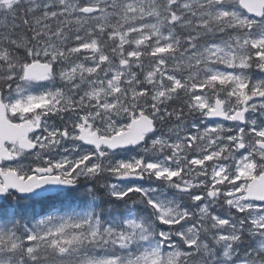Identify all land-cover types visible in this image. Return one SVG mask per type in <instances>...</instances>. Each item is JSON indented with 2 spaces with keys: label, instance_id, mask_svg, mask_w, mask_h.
<instances>
[{
  "label": "snow or ice",
  "instance_id": "snow-or-ice-1",
  "mask_svg": "<svg viewBox=\"0 0 264 264\" xmlns=\"http://www.w3.org/2000/svg\"><path fill=\"white\" fill-rule=\"evenodd\" d=\"M0 264H264V0H0Z\"/></svg>",
  "mask_w": 264,
  "mask_h": 264
},
{
  "label": "rangeland",
  "instance_id": "rangeland-1",
  "mask_svg": "<svg viewBox=\"0 0 264 264\" xmlns=\"http://www.w3.org/2000/svg\"><path fill=\"white\" fill-rule=\"evenodd\" d=\"M252 74H253V76L256 77V78H260V76H261V74H260L258 71H255V70H253V73H252ZM135 183H143V184H145V186H148V185H147V182H145V181H144V182H140V181H138V182H135ZM168 195H169V197H171V196H172V193L169 192ZM22 204L25 205V206L28 205V206H30V208H32V210H31L30 212H28V213L25 215L26 217L34 218V217H36V215H37L38 213H42L40 210H38V209L36 210L35 207H33L34 202L27 203V204L22 203ZM10 205L12 206L13 204H10ZM138 205H139V204H138ZM138 205L135 206V210H136L137 212H138V210L144 212L143 209H138V208H137ZM141 208H143L142 205H141ZM138 213H139V212H138Z\"/></svg>",
  "mask_w": 264,
  "mask_h": 264
},
{
  "label": "trees",
  "instance_id": "trees-1",
  "mask_svg": "<svg viewBox=\"0 0 264 264\" xmlns=\"http://www.w3.org/2000/svg\"><path fill=\"white\" fill-rule=\"evenodd\" d=\"M81 203H83V201H81ZM105 206H106V205H105ZM137 208H138V209H143V211H144V208H141V205H138ZM21 209H22V208H21ZM138 212H139V213H143L142 211H139V210H138ZM113 214H114V213H113ZM120 214H121V215H124V211H123V209H122V206H121V212H120ZM23 215H24V212H23ZM24 216H25V215H24Z\"/></svg>",
  "mask_w": 264,
  "mask_h": 264
},
{
  "label": "flooded vegetation",
  "instance_id": "flooded-vegetation-1",
  "mask_svg": "<svg viewBox=\"0 0 264 264\" xmlns=\"http://www.w3.org/2000/svg\"><path fill=\"white\" fill-rule=\"evenodd\" d=\"M34 203H35V205H36V209H38V210H40V209H42L41 208V206H42V204L41 203H39V202H36V201H33Z\"/></svg>",
  "mask_w": 264,
  "mask_h": 264
}]
</instances>
